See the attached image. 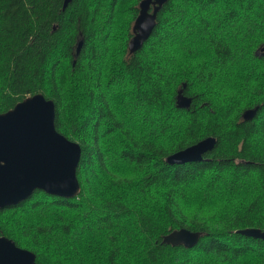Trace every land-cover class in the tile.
Wrapping results in <instances>:
<instances>
[{"label": "trees", "instance_id": "1", "mask_svg": "<svg viewBox=\"0 0 264 264\" xmlns=\"http://www.w3.org/2000/svg\"><path fill=\"white\" fill-rule=\"evenodd\" d=\"M140 1L0 0V112L43 92L82 146L80 193L36 189L0 234L38 264H264L239 232L264 229V0H168L131 52ZM210 135L203 159L168 162ZM181 227L198 243L163 241Z\"/></svg>", "mask_w": 264, "mask_h": 264}, {"label": "water", "instance_id": "2", "mask_svg": "<svg viewBox=\"0 0 264 264\" xmlns=\"http://www.w3.org/2000/svg\"><path fill=\"white\" fill-rule=\"evenodd\" d=\"M72 1L64 0V7ZM167 1H140V12L129 42L131 52L139 50L149 39L156 26L158 12ZM82 45L83 40L79 42L77 54L81 52ZM184 88L178 91L177 104L190 107L192 97L184 92ZM257 109L258 106L247 108L243 112L244 119L253 118ZM55 116V101L43 92L28 95L13 107L0 112V208L27 199L36 189L67 197L80 193L77 168L82 146L57 129ZM215 143V136H206L169 154L167 160L170 163L201 160ZM239 232L264 239L261 227H244ZM200 236L199 231L181 227L167 233L163 241L192 247L198 243ZM0 264L38 263L33 250L0 234Z\"/></svg>", "mask_w": 264, "mask_h": 264}]
</instances>
